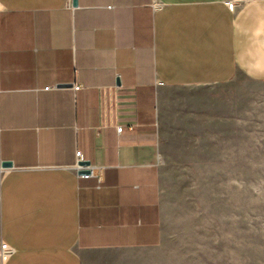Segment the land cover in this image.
Masks as SVG:
<instances>
[{
    "label": "crops",
    "instance_id": "0c3cea01",
    "mask_svg": "<svg viewBox=\"0 0 264 264\" xmlns=\"http://www.w3.org/2000/svg\"><path fill=\"white\" fill-rule=\"evenodd\" d=\"M255 94L264 0H0L1 264H170L165 157L244 140Z\"/></svg>",
    "mask_w": 264,
    "mask_h": 264
},
{
    "label": "rangeland",
    "instance_id": "374dc122",
    "mask_svg": "<svg viewBox=\"0 0 264 264\" xmlns=\"http://www.w3.org/2000/svg\"><path fill=\"white\" fill-rule=\"evenodd\" d=\"M247 132L240 141L178 142L165 157L170 264H264V119Z\"/></svg>",
    "mask_w": 264,
    "mask_h": 264
},
{
    "label": "built area",
    "instance_id": "2783aa9c",
    "mask_svg": "<svg viewBox=\"0 0 264 264\" xmlns=\"http://www.w3.org/2000/svg\"><path fill=\"white\" fill-rule=\"evenodd\" d=\"M48 87H46L45 89H47ZM79 88V86L78 85H75L74 86V89H78ZM122 126H118L117 127V132H121L122 131V128H121ZM82 154H81V152L80 151H76L75 152V156H76V161L78 162L80 159L82 160L83 158H82V156H81ZM75 167L76 168H81V166L80 165H75ZM5 171H7V169H6V167H2L1 166V164H0V178L2 177V176H4L5 175ZM91 171L90 170H87V173H84V174H79V175H81V176H83V177H88L89 175H91ZM12 251H13V249L11 248V247H9L8 245H2L1 247H0V264L4 261V260H6V258L12 253Z\"/></svg>",
    "mask_w": 264,
    "mask_h": 264
},
{
    "label": "water",
    "instance_id": "95a60500",
    "mask_svg": "<svg viewBox=\"0 0 264 264\" xmlns=\"http://www.w3.org/2000/svg\"><path fill=\"white\" fill-rule=\"evenodd\" d=\"M71 4H72V6H76V5H77V0H71ZM60 85H63V84H59V86H60ZM77 164L80 165V166H85V165H89V162L86 161V160H81V159H80V160L77 162ZM1 166H2V167H9V166H11V162H9V161H4V162L1 163ZM78 173H79V174H84V173H87V170H80Z\"/></svg>",
    "mask_w": 264,
    "mask_h": 264
}]
</instances>
